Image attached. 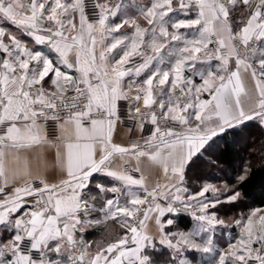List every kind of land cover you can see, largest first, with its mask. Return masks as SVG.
<instances>
[{
    "label": "snow or ice",
    "instance_id": "obj_1",
    "mask_svg": "<svg viewBox=\"0 0 264 264\" xmlns=\"http://www.w3.org/2000/svg\"><path fill=\"white\" fill-rule=\"evenodd\" d=\"M249 124L264 0H0V264H264L251 165L190 176Z\"/></svg>",
    "mask_w": 264,
    "mask_h": 264
},
{
    "label": "trees",
    "instance_id": "obj_2",
    "mask_svg": "<svg viewBox=\"0 0 264 264\" xmlns=\"http://www.w3.org/2000/svg\"><path fill=\"white\" fill-rule=\"evenodd\" d=\"M218 143V167H210L206 163L194 167L190 173L193 183L196 182L197 177H205L210 182H214L215 170L219 169L237 176L243 166L250 164V175L241 190L251 205L264 206V158H262L264 157V131L249 124L243 130L229 132ZM179 222L181 225L189 223L187 217H181ZM87 238L98 239L99 236L94 235Z\"/></svg>",
    "mask_w": 264,
    "mask_h": 264
},
{
    "label": "rangeland",
    "instance_id": "obj_3",
    "mask_svg": "<svg viewBox=\"0 0 264 264\" xmlns=\"http://www.w3.org/2000/svg\"><path fill=\"white\" fill-rule=\"evenodd\" d=\"M236 176H233L229 172L225 173L223 169L215 170V177H214V182L216 183L217 186L220 185V183L224 182L225 180L228 179H234ZM218 178V179H217ZM224 230H220V233H223ZM221 243H226L227 237L224 235H221L220 237Z\"/></svg>",
    "mask_w": 264,
    "mask_h": 264
}]
</instances>
